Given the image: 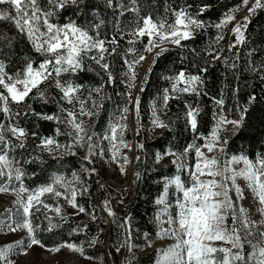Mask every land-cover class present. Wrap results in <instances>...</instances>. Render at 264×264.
I'll return each instance as SVG.
<instances>
[{
	"label": "snow or ice",
	"instance_id": "1",
	"mask_svg": "<svg viewBox=\"0 0 264 264\" xmlns=\"http://www.w3.org/2000/svg\"><path fill=\"white\" fill-rule=\"evenodd\" d=\"M84 3L85 0H47L46 6H42L40 0H0V22L12 24L17 34L24 37L33 51L42 57L37 62L24 55L19 58L20 66L16 71L9 73L6 69L8 59L14 53V41L13 38L0 33V113L7 121L0 122V177L6 178L7 181L0 184V193L10 192L15 197L11 207L6 208L0 218V232L6 229L8 235L14 236L18 232L26 234L11 243L0 245V264H16L12 257L17 252L27 256L29 250L36 246L49 253L68 249L84 259H95L86 255L84 244L62 241L48 247L38 237L40 226L33 223V217L42 209L54 211L62 221L67 222L68 218L62 214L61 207L53 208L45 202L43 197L46 195L64 199L76 210L75 215L86 213V209L77 203V196L87 194L88 187L78 174L73 172L71 180L62 175H54L49 183L28 188L24 183L27 173L23 165L43 162L39 155L24 158L30 136L39 140L33 151L48 153L53 159L65 154L75 156L77 148L85 149L82 159L89 165L95 163V156L105 155L104 149L99 148L94 140L96 133L91 131L82 118L93 120L104 108V89L116 80L111 57L120 56L123 60V76L126 79L121 80V83L126 85L128 91L125 93L123 107H118L119 114L110 123L103 139L109 141L111 161L117 164L120 173L124 175L126 165L130 164L131 160L121 149L133 150L132 145L124 139V133L128 129L125 121L130 112L136 118V134L139 135L141 130V99L139 95L133 98L132 89L137 87V66L147 59L145 54L152 56L150 63L154 65L164 53L170 51L167 45L184 47L182 41L194 39L198 30L207 27L220 30L215 37V43L218 45L225 39L223 29L231 24L229 31L235 39L229 42L226 51L231 53L232 57L223 56L225 49L222 47L210 51L208 55L213 61L220 60L239 80V48L247 43L246 32L251 18L258 10H264V0H242L241 4L223 14L219 22L206 24L199 17L208 10L209 5H202L193 14L189 10L191 5L165 4L163 14L154 18L151 11H145L143 0H104L105 7L113 12V19L110 21L113 34L110 38L102 36L101 29L107 22L99 14L85 26L74 22H54V18L66 7L72 6L79 10ZM244 10L246 14L237 21L236 14ZM144 37H147V43L142 51H138L135 46L143 43ZM121 40H126L129 46L123 53L120 52ZM256 53L255 48L247 52V68L264 81V59L257 64L254 59ZM129 56L132 58L129 59ZM89 61L100 70L96 75L102 83L86 88L72 78L86 69L91 71L88 67ZM151 71L150 66L141 81L139 92L145 91L144 85L148 83V74ZM207 71V66L200 68V73ZM166 78L172 82V88L165 89L161 111L167 109L170 99L180 98L172 93L195 95L198 98L202 95L208 96V93L203 91L205 81L200 74L180 71L174 77ZM227 87L228 85H225V88ZM49 88H55L60 93L58 99L51 97L56 100L57 113H37L30 103L26 104L29 98L49 103ZM34 90L35 96H32ZM238 93L239 87L233 88V97H238ZM224 97L223 89L219 98L209 97L214 107L213 123L207 135L198 130L201 108L185 103V125L192 134L191 142L182 152L168 149L155 156V163L164 167H167V164H164L165 159L171 157L170 163L176 166L178 172L187 176V181L182 179L181 175L165 178L162 193L155 201L161 206L155 217L159 227L156 236L161 240L172 241L167 247L156 251L155 264H264V153L258 152L252 159L243 153L229 155L227 151L230 139L239 136L245 127L249 105L256 102L257 97L250 95L246 105H241L237 99L234 116L231 115L233 109L225 108ZM65 103L72 108H65ZM12 105H16L17 110H13ZM30 115L36 116L37 119L54 121L58 125L64 124L65 131L62 132L57 127L55 136L66 135L70 142L62 144L55 136H39L37 132H29L20 126L19 121ZM152 125L154 129H171V122L162 119L155 108ZM197 141L203 143L198 144ZM138 148L143 150L144 144L139 143ZM193 152L194 162H190L189 156ZM17 153L20 155L17 156ZM135 159L140 161L139 156ZM82 170L90 175L97 172L94 167L83 165ZM135 177L137 181L143 178L139 171L135 172ZM239 181L244 182L243 187ZM172 187L176 193L174 206L169 201V189ZM246 190L255 205L245 207L242 203L247 198ZM120 202L123 203V200ZM173 208L174 210L170 211ZM103 209L109 217H116L110 201H103ZM252 209L259 214V220L252 218ZM90 216L93 221L97 219L94 212ZM45 218L48 220V232L59 227L53 223L51 217L46 215ZM113 223H117L115 219ZM165 224L168 227H164ZM117 227L122 230L124 239L116 247V252L127 249L129 255L125 258L126 264H133L134 249L138 246L132 243L131 217L125 216L117 223ZM86 228L87 225H83L73 231ZM147 236L145 233L147 247H152L151 242L147 241ZM99 242L98 238H91L87 244L88 247H95Z\"/></svg>",
	"mask_w": 264,
	"mask_h": 264
},
{
	"label": "trees",
	"instance_id": "2",
	"mask_svg": "<svg viewBox=\"0 0 264 264\" xmlns=\"http://www.w3.org/2000/svg\"><path fill=\"white\" fill-rule=\"evenodd\" d=\"M145 4V11H151L153 17L163 14L165 4L172 6L176 5H191L189 9L195 14L202 5H209L207 11L199 18L204 20L206 24H215L219 22L223 14L229 12L237 5L241 4L242 0H143ZM47 0H40L42 6H46ZM154 5V6H153ZM5 8L7 6H4ZM96 14L106 20V25L101 29L102 36L106 35L108 38L113 34V29L110 21L113 19V12L111 9L105 7L104 0H85L79 10L75 7H66L62 12L54 18L57 24H67L74 22L78 25L85 26L90 24ZM246 14V10L240 11L236 14L237 21H239ZM235 23V22H233ZM228 25L223 29L225 39L220 41L217 45L215 37L220 30L215 27H207L203 30H198L195 38L188 41H182L184 47H171L170 51L161 56L154 65L150 62L144 67L145 62L137 66L138 78L143 73V77L147 73L149 67L152 71L149 75V80L144 92H138L140 96V134H136L137 124L134 114L131 112L128 115L125 123L128 126L124 133V139L129 144L132 141L136 142V157H140V161L134 160L135 172L142 173L143 178L139 181L134 176V182L131 190L124 199V195L115 191L111 187L99 186L100 181L104 178L103 158L99 155L93 159L94 164L89 165L82 159L85 155V149L77 148V155L72 156L65 154L58 159H53L48 153H40L35 150V145L39 142L38 138H28V151L24 154V158L30 155H39L42 163L37 161L31 164H24V170L27 175L24 178L25 186L28 188H35L39 185L47 184L51 181L54 175H62L67 180L72 179V173L76 172L80 179L88 187V193L77 196V203L86 209V213H81L83 218L80 220L74 219L70 214L61 208L62 214L68 219L64 222L54 211L42 209L40 213H36L33 217V223L40 226L38 237L48 247H53L62 241H69L75 244H84L85 253L95 259L89 260L95 263L108 264L109 261L115 260L116 247L124 239V234L117 223L121 222L125 216L131 217V224L133 228L132 243L137 245L134 249L133 264H155L156 251L159 250L154 246L160 241L156 236L159 227L155 221L157 212L161 206H158L155 201L161 195L165 178H172L175 175L184 173L178 172L175 165L167 162V167L157 165L155 163V156L157 153L164 152L168 149L176 152H182L184 147L191 142L192 134L185 125V103L191 104L194 107L201 108L199 120V131L205 135L210 131L212 121V109L214 107L210 96L219 98L221 89L225 93V108L233 109L231 115H235V106L237 99L241 105H246L248 97L255 95L256 102L249 105V112L245 122V127L242 129L239 136H234L230 139L227 151L229 155H239L241 153L248 155L254 159L256 153H264V81H261L257 74L247 68V52L249 49H257L254 59L257 64L264 59V10L258 12L251 18V23L248 26L246 36L247 43L239 48L241 59L239 61L240 68L238 70L239 80H237L233 73L224 67L220 60L213 61L212 57L208 55L210 51L216 48H224L223 56L232 57L231 53L226 51L230 41L235 37L230 34ZM0 33L13 38L14 53L8 59L7 71L9 73L15 72L20 66V57L24 55L30 56L32 59L39 62L42 57L36 54L29 42L22 36H19L12 24L8 22H0ZM119 38V37H117ZM147 43V37H144L143 43H138L135 47L138 51H142L144 44ZM129 47L126 40L120 41V52ZM193 49L195 51H193ZM7 51V50H5ZM236 49L233 50L235 52ZM147 58L150 56L145 54ZM132 57L129 56V59ZM112 71L116 77L115 83L107 85L104 89L106 99L104 100V108L101 110L98 117L89 120L83 117L86 125H89L91 131L96 133L94 137L95 142L99 148H103L105 155H108L109 148L107 140L103 136L107 133L110 123L119 113L118 107H123L128 91L126 85L121 83V80L126 79L123 76L124 66L123 60L120 56L111 57ZM231 62V60H230ZM207 66V73H200V68ZM88 67L92 70H85L80 72L72 79L76 83L83 84L86 88L90 86H97L102 83L99 76L96 75L98 67L93 62H88ZM144 68V69H143ZM185 71L187 74H200L204 81L203 91L208 93V96L196 97L195 95L172 93V95H179V99H170L167 109L163 108V97L165 89L172 88V82L166 77H174L178 72ZM106 79V77H105ZM225 85H228L225 88ZM183 85H180L182 87ZM43 87V85H42ZM239 87L238 97H233L232 90ZM133 92V89H132ZM35 96V90L31 94ZM50 102L45 104L38 99L29 98L26 101L32 105V108L37 113L53 114L58 112L56 100L51 97L59 98L60 93L55 88L48 89ZM86 95V93H85ZM65 108L71 109L72 106L63 104ZM23 107V106H22ZM13 110H17L16 105H12ZM165 121L171 122L170 130L154 129L152 125L153 109ZM63 116V114H61ZM87 119V121H85ZM0 122L7 123L2 113H0ZM20 126L26 128L29 132H37L39 136H55V129L59 127L61 131H65L64 124H56L54 121H46L37 119L36 116H29L26 119L19 121ZM55 138L62 144L70 142L66 135L55 136ZM144 144V149L138 148L139 143ZM198 144L203 141H197ZM99 148L96 151H99ZM20 154L17 153V156ZM194 152L190 154L189 161L194 162ZM83 167H94L96 174H88L82 170ZM6 178L0 177V184H5ZM15 181H13V184ZM78 186V185H77ZM61 191H63L61 189ZM10 193V192H8ZM171 188L169 189V196H171ZM45 202L50 204L53 208L59 205L58 201L61 198H55L50 195L43 197ZM110 201L112 210L116 213V217H109L103 209V201ZM123 200V203L120 201ZM173 202V199H169ZM100 204V206H99ZM120 208H125L126 213L121 212ZM95 213L97 219L93 221L90 214ZM46 215L52 218L54 224L59 225L48 232V220ZM117 223H113V220ZM107 221V223H106ZM87 225L86 229L82 231H73L74 229L82 228ZM145 233L148 234L147 241H150L152 247H147ZM91 238H98L99 243L95 247H88L87 241ZM123 255L119 257L121 264H126L125 258L129 255L127 249H122ZM84 259L83 257H81ZM87 260V259H85Z\"/></svg>",
	"mask_w": 264,
	"mask_h": 264
},
{
	"label": "rangeland",
	"instance_id": "3",
	"mask_svg": "<svg viewBox=\"0 0 264 264\" xmlns=\"http://www.w3.org/2000/svg\"><path fill=\"white\" fill-rule=\"evenodd\" d=\"M167 46L175 47L174 45H167ZM142 79H143V73L137 79L136 81L137 87L134 89H138L140 87ZM85 121H87V119H85ZM131 145L133 149L132 151H128V149H121V152L127 155L128 158L131 160V163L126 165V174L124 175L120 173L117 164L111 161L110 152L108 153V155H104L102 157L104 161L103 163L104 178L100 181L99 185L101 184L100 186L111 187L115 191L122 193L124 195L123 197L124 199L131 190L135 176L134 160L136 158L137 145L135 141H132ZM107 146L108 148L110 147L108 140H107ZM204 151L207 152L206 149H204ZM170 160L171 157L165 159L164 164L170 162ZM182 179L187 181V176L184 174ZM239 183L241 184L242 187L244 186L243 181H239ZM171 193L172 195L169 196V199H173V202L171 203L174 206L176 199V193L174 187L171 188ZM246 197L247 198L242 202L245 207H250L252 205H255V201L251 199V196L247 193V190H246ZM14 199L15 197L14 194L12 193H0V218L3 217L5 213V209L11 207ZM58 203H59L58 206L66 210L70 214V216H72L74 219L80 220L81 218H83L82 214L75 215L76 210L73 209L69 204H67V202L64 199L62 198L59 199ZM120 210L125 215L126 213L125 208H120ZM173 210L174 208L170 209V211ZM251 215L252 218L255 220L260 219L259 214L256 213L254 209H252ZM229 223H231L230 219H229ZM164 227H168V225L165 224ZM25 235L26 234L24 232H18L14 236L8 235L7 230L5 229L2 232H0V245L11 243L17 240L18 238L25 237ZM171 243H172L171 240L160 239V241L154 246V248L161 249L167 247ZM246 251H248V249H246ZM114 254H115V260L113 259L112 262L109 261L108 264H121L118 259L123 255V251H120L119 253L115 252ZM12 258L16 261V264H100L82 259L78 253H73L68 249H62L59 253H49L48 251L41 249L38 246L29 250V254L27 256L20 255L19 252H17Z\"/></svg>",
	"mask_w": 264,
	"mask_h": 264
},
{
	"label": "built area",
	"instance_id": "4",
	"mask_svg": "<svg viewBox=\"0 0 264 264\" xmlns=\"http://www.w3.org/2000/svg\"><path fill=\"white\" fill-rule=\"evenodd\" d=\"M148 62H149V58H147L146 65H147ZM138 92H139V88L138 89H134V91L132 93L133 98H135L138 95Z\"/></svg>",
	"mask_w": 264,
	"mask_h": 264
},
{
	"label": "water",
	"instance_id": "5",
	"mask_svg": "<svg viewBox=\"0 0 264 264\" xmlns=\"http://www.w3.org/2000/svg\"><path fill=\"white\" fill-rule=\"evenodd\" d=\"M151 57H152V56H151ZM151 57H149V59H151ZM100 185H101V184H100ZM100 185H99V186H100Z\"/></svg>",
	"mask_w": 264,
	"mask_h": 264
}]
</instances>
